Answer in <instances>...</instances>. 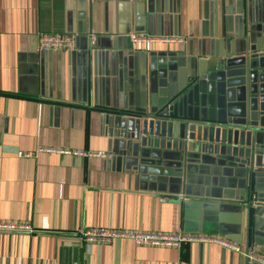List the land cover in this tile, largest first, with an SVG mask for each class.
<instances>
[{"label": "crops", "instance_id": "obj_1", "mask_svg": "<svg viewBox=\"0 0 264 264\" xmlns=\"http://www.w3.org/2000/svg\"><path fill=\"white\" fill-rule=\"evenodd\" d=\"M43 34L74 47L41 50ZM260 55L264 0H0V220L33 230L0 233V264H259L216 243L87 245L74 233L217 236L264 258V163L152 136L172 109L206 137L227 117L225 72Z\"/></svg>", "mask_w": 264, "mask_h": 264}, {"label": "water", "instance_id": "obj_2", "mask_svg": "<svg viewBox=\"0 0 264 264\" xmlns=\"http://www.w3.org/2000/svg\"><path fill=\"white\" fill-rule=\"evenodd\" d=\"M199 62L203 67V61ZM213 64L218 65V62L214 60ZM242 64L240 70L225 72L227 117L209 125L212 129L208 130L206 137L203 135L199 141H194L193 136L185 130L193 133L197 119L191 120L186 114L175 115L170 109L168 113L155 118L156 129L152 136L160 140L161 148L171 147L184 153L188 150L207 151L214 156L231 158L240 167L253 165L254 162L264 163V55L246 56ZM223 69L222 65L218 66V70L224 72ZM204 72L202 70L201 73Z\"/></svg>", "mask_w": 264, "mask_h": 264}, {"label": "built area", "instance_id": "obj_3", "mask_svg": "<svg viewBox=\"0 0 264 264\" xmlns=\"http://www.w3.org/2000/svg\"><path fill=\"white\" fill-rule=\"evenodd\" d=\"M91 46H94L96 37L94 35H89ZM166 39V38H165ZM164 39V40H165ZM134 42L138 41H152L151 38H145L140 36H133ZM154 41V40H153ZM74 37L68 34H50V35H40L38 45L41 50L68 51L74 47ZM37 152L46 153H56V154H67L74 156L83 157H107L105 154H96L90 152H84L82 150H63L55 148H39ZM23 156L28 157L30 154H23ZM32 228L21 222L14 221H1L0 220V233H23L32 232ZM75 237L83 242L84 244H109L115 240L128 239L134 244L139 246H153V247H179L184 243H216L228 249L230 251L237 252L243 255L245 258L250 259L259 264H264V258L254 250L246 251L231 241L217 236H203L195 234H185V233H161V232H137L134 230L126 229H97V228H85L79 229L74 233Z\"/></svg>", "mask_w": 264, "mask_h": 264}]
</instances>
